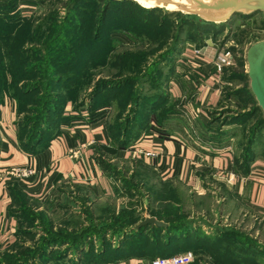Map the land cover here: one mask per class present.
Segmentation results:
<instances>
[{"label":"rangeland","instance_id":"obj_1","mask_svg":"<svg viewBox=\"0 0 264 264\" xmlns=\"http://www.w3.org/2000/svg\"><path fill=\"white\" fill-rule=\"evenodd\" d=\"M103 4L102 0H0V117L2 107L12 104L17 137L31 143L29 134L39 133L41 127L54 131L73 115L87 118L95 113H102L107 133L114 138H120L124 128L137 130L146 119L157 130L162 122L178 117L179 102L168 95V80L173 72L187 70L175 65V58L209 45L217 53L227 51L229 63L215 71L219 103L208 115L216 126L225 124L234 131L235 156L247 142L254 153L263 154V114L249 92L244 63L247 45L264 37L260 12L236 14L210 25L196 16L168 14L159 8L144 11L126 1L107 3L100 21ZM10 68L13 73L5 77L3 72ZM145 179L152 183L156 177L146 172L144 177L118 181L130 190H121L118 197L127 199L116 209L107 204L97 213L81 201L65 198L54 214L21 210L15 240L0 251V264H17L16 258L22 256L28 257L25 264H52L66 251L76 256L71 243L89 251L118 243L137 246L117 236L131 227H121L122 222L141 218L146 197L137 187ZM227 221H212L215 235L205 246H196L190 264H227L237 252L238 259H248L244 264H253L251 259L264 264V217L237 214ZM47 240L52 243L42 249ZM231 245L245 248L232 251Z\"/></svg>","mask_w":264,"mask_h":264},{"label":"crops","instance_id":"obj_2","mask_svg":"<svg viewBox=\"0 0 264 264\" xmlns=\"http://www.w3.org/2000/svg\"><path fill=\"white\" fill-rule=\"evenodd\" d=\"M206 54L202 50L189 51L175 58V65L187 70L179 75L173 72L168 80V95L179 102V119L162 122L161 135L152 122L140 125L134 130L136 136H130L123 149L117 148L106 134L102 113H95L87 118L71 116L41 138L34 153H28L19 146L12 121L13 106L6 103L0 117V251L15 240L18 225L17 205L11 203L9 186L16 187L25 207L35 212L45 210L54 214L58 202L66 198L81 201L98 213L104 211V205L111 204L116 209L127 199L118 197L121 190H130L118 181L128 176L144 177L146 172L153 174L155 181L145 179L137 187L147 200L142 199L144 209L140 217L157 219L154 213L159 214L157 220L165 223L158 238L161 241L167 236L168 222L183 223L177 229L174 254L191 252L188 246L194 240L214 234L215 219L219 223L218 219L226 222L237 214L264 217V160L255 153L247 161L246 173L235 169L234 131H228L225 124L216 126L208 115L219 103L220 86ZM147 150L158 152L157 157L142 153ZM25 166L33 174L24 180L8 172L10 167ZM230 175L232 178L227 181ZM170 209L176 216L168 213ZM142 233L152 235L149 227ZM118 239L125 237L119 234ZM93 252L85 261L83 254L72 257L68 252L64 261L142 264L134 255L109 260L105 257L111 252L98 247Z\"/></svg>","mask_w":264,"mask_h":264},{"label":"trees","instance_id":"obj_3","mask_svg":"<svg viewBox=\"0 0 264 264\" xmlns=\"http://www.w3.org/2000/svg\"><path fill=\"white\" fill-rule=\"evenodd\" d=\"M102 1L106 5L103 4L102 8H100V10H99L98 18H99L100 21L102 20V17H103V14H104L105 10L107 9V3H111V4H114V5H116V4H119L120 5V3L129 1V0H120V1L102 0ZM129 2H132V1H129ZM141 10L153 12L155 10H158V8L146 9V8H142L141 7ZM170 13H168V14H170ZM244 16H250V15H244ZM205 25L206 24H203V26H205ZM210 25H215V24H210ZM218 25H220V24H218ZM203 26L201 25L199 27L200 28L201 27L203 28ZM20 70H23V67L20 68ZM12 73H13V71L10 68V70L9 71L7 70L6 73L3 72V75H5V77H6V74L7 75L8 74L11 75ZM255 108H258V107L255 105ZM263 120H264V117H263ZM147 123H148V120L147 119L146 120H142L140 122V125H145ZM49 129H50L49 126L46 127V128L41 127L39 133H38V131H36V132L34 131L33 134L30 133L29 134L30 135L29 136V139L31 140V143H28L25 140V138L23 139L21 137H17V135H16L20 148L22 150H25L28 153H34L35 152V145L41 140V138L47 137L48 135H50L52 133V130L50 131ZM124 129L125 130H123L122 135L120 136V138L119 137L114 138L113 136H111L110 134H108L107 133V130H106V134L109 135L110 139L114 142V145L117 148H122L123 149L124 147H127L128 144H129L128 143L129 142V137L130 136H134V137L136 136V134H134L135 131L129 132L130 130H128V128H124ZM127 132H129L130 135ZM156 132L159 133L160 135L162 134L159 129H157ZM254 155H255V153L252 150V147H250V143L247 142V144L244 145V148L241 151L240 155L234 156V158H233V164L235 166V169L237 171H239L240 173H243V174L246 173L248 171L247 161H249ZM260 156L264 160V151H263V154L261 153ZM9 193H10V196H11V203L17 205V209L15 211V214H16L15 216H16V218L18 220V225H19V223H20L21 220H19L18 214H19V212L21 210L26 209L28 207H25V205H24V203L22 201V198L23 197L20 194V191L16 187L9 186ZM168 213L171 214V215L176 216L175 215L176 213H175V211L173 209H170ZM154 214H155V216H157L156 218L159 219V217H160L159 214H157V213H154ZM177 217H178V215H177ZM140 219L141 218H137L136 217L134 220H131V221L130 220L129 221L127 220L126 222H122L120 225H121V227H125V226L130 227L133 224H135L137 221H139ZM119 221H120V219H119ZM168 223L169 224L167 225V228L165 229V233H167V236L165 237L166 239L165 238L163 239V241H161V240L158 239L159 238V235H160V231L163 230L162 227H154V226L145 225V226H143V228H140L139 227V228H136V229H132L130 227V229H129L128 232L122 233V234H125V235H123V237H125V239H123L121 241H124V242L125 241L126 242L127 241L128 242H136V243H138L137 246H134L133 247V245L128 244V243H127V245L118 243L117 245L112 246L109 249H106L104 247H100V248L98 247V249H103L104 251L111 252L110 254H108L107 257H105V258H107L109 260L110 259H115V258H118V257H127L129 255H134L137 258L141 259V261L147 263L149 260H151L154 257L172 255L173 251L175 250V246L177 244V243H175L176 242L175 240L177 239L176 235L179 234V231L177 229L179 227H183L184 225L181 222H176L175 223V222H171L170 221ZM18 225H17V227H18ZM121 227H119V228H121ZM146 227H149L151 229L152 235H148V234L145 235V234L142 233L143 230ZM16 232H17V229H16ZM16 232H15V235H16ZM129 236H131V238H127ZM149 236H152V238H148ZM201 236H202V239H199L198 238V239L194 240L195 242H193V243L195 245L192 243L193 245L188 246V248L191 249L192 254H194V251L196 252V249H197L196 246L197 245H200V246L201 245H204L205 246L206 244H208L207 242L209 240L208 238L210 237V235H201ZM102 240H104V239L102 238ZM49 241L50 240H47V242L42 243L40 245V247L41 248L42 247L44 248V245L47 246V244L48 245L51 244L52 242H49ZM70 245H74L75 251L77 252L76 256L78 254H80V253L83 254L84 261L88 257H91V255H93V253H94L93 252L94 249L89 251V249L83 248V246H79L78 243H77V245L76 244H72V243ZM230 247H231L232 251H243V249L245 248V247H240V246L238 247L237 245H231ZM67 253L68 252L66 251L61 256L59 255L57 257H54V260L55 261L52 264H66V262L64 261V258L67 255ZM234 256L235 257H232L231 256V259L232 260L230 259L227 262V264H237L238 262L241 263V264H244L245 261L248 260V259L245 258V256H243V258H241V259H238V252ZM246 257H248V256H246ZM16 259H19V263L16 262L17 264H25V260H27L28 257L22 256L21 259L20 258H16ZM77 259H79V257ZM14 260L15 259H13L12 262H15ZM253 261H255V260H252V259L249 260V262H251L253 264H258V263H254ZM190 263L191 262H189L187 264H190ZM8 264H11V263H8Z\"/></svg>","mask_w":264,"mask_h":264},{"label":"water","instance_id":"obj_4","mask_svg":"<svg viewBox=\"0 0 264 264\" xmlns=\"http://www.w3.org/2000/svg\"><path fill=\"white\" fill-rule=\"evenodd\" d=\"M129 1L146 9L159 8L168 13L189 14L196 16L202 23L215 25L226 22L236 14L252 15L260 12L264 19V0H149L152 1L149 4L137 0ZM244 63L249 92L264 117V37L247 45ZM145 225L163 227L165 223L153 216H143L131 228H143Z\"/></svg>","mask_w":264,"mask_h":264},{"label":"built area","instance_id":"obj_5","mask_svg":"<svg viewBox=\"0 0 264 264\" xmlns=\"http://www.w3.org/2000/svg\"><path fill=\"white\" fill-rule=\"evenodd\" d=\"M202 49H203L202 52L205 51L207 53L206 56H208L212 60V65L214 66L216 73L221 71V68L224 64L229 63L227 51L222 53L219 52L217 53L216 49H213L212 47H210L209 49L204 47ZM198 51L195 52L198 53ZM142 153L150 158H156L158 154V152H156L155 150H147ZM8 172L13 176L23 180L33 174V170H31L27 166L10 167L8 169ZM231 178L232 175L226 177V180L228 181ZM191 260H192V253L190 251H184V252H177L176 254H172L169 256L154 257L151 260H149L146 264H187Z\"/></svg>","mask_w":264,"mask_h":264},{"label":"bare ground","instance_id":"obj_6","mask_svg":"<svg viewBox=\"0 0 264 264\" xmlns=\"http://www.w3.org/2000/svg\"><path fill=\"white\" fill-rule=\"evenodd\" d=\"M137 1H140L143 4H149L150 2H152V1H149V0H137Z\"/></svg>","mask_w":264,"mask_h":264}]
</instances>
